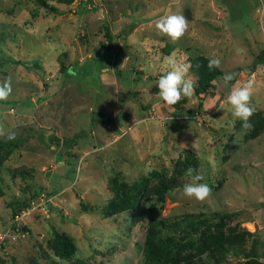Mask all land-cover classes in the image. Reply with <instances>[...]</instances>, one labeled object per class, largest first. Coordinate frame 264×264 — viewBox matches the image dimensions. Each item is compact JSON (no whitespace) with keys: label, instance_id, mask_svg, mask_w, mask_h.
<instances>
[{"label":"rangeland","instance_id":"rangeland-1","mask_svg":"<svg viewBox=\"0 0 264 264\" xmlns=\"http://www.w3.org/2000/svg\"><path fill=\"white\" fill-rule=\"evenodd\" d=\"M46 1L0 0V264L264 261V0ZM200 54L224 72L202 107Z\"/></svg>","mask_w":264,"mask_h":264},{"label":"trees","instance_id":"trees-1","mask_svg":"<svg viewBox=\"0 0 264 264\" xmlns=\"http://www.w3.org/2000/svg\"><path fill=\"white\" fill-rule=\"evenodd\" d=\"M40 4H43L45 7L50 8L53 12H56L58 10L57 7H54L50 5L46 0H38ZM67 3H71L73 0H64ZM107 37L109 38V41L105 44H102V48L105 47L109 48L108 44L112 39V35L107 32ZM173 46L170 45L167 51L168 53L171 52ZM259 63H264V55H259L258 57ZM191 70L192 72L198 77V84L195 87V93L199 97V106L202 107L204 105V101L208 96H214L216 95V84L215 79L218 76L224 75V72L222 69L209 57L205 55H196L191 57ZM2 142V141H1ZM0 143V147H1ZM151 176L160 177L161 174L158 171H153L151 173ZM151 177H147L146 179H141L139 182L133 185L132 193L125 198H117L112 199L105 207L104 211L106 215H111L114 213H117L119 211H122L123 209H127L128 207L136 209L140 205V197L139 192H141L143 189L146 188L148 181ZM164 188L160 189L158 192V201H164L166 193L171 188L167 183H164ZM174 218L167 217V218H161L156 219V226H158V229H155L151 232L150 237L151 240H148V247L150 255L147 257V260L150 261L159 260L162 261V255L160 252L154 251L155 245L153 244L154 241H157L156 238H159L160 240H164V236L161 235V232L166 227H171L172 220ZM173 224V223H172ZM177 224V223H176ZM159 241V240H158ZM53 248L57 255L63 257V258H72L75 256L77 251V245L75 243L74 238L67 234V233H58L54 237L53 241ZM149 264V263H146ZM219 264V263H217ZM245 264H264V261H262L258 256L254 253L252 250L251 252L246 253L245 256Z\"/></svg>","mask_w":264,"mask_h":264},{"label":"built area","instance_id":"built-area-1","mask_svg":"<svg viewBox=\"0 0 264 264\" xmlns=\"http://www.w3.org/2000/svg\"><path fill=\"white\" fill-rule=\"evenodd\" d=\"M5 240H6V234L3 233V231H0V249L2 245L5 243Z\"/></svg>","mask_w":264,"mask_h":264},{"label":"water","instance_id":"water-1","mask_svg":"<svg viewBox=\"0 0 264 264\" xmlns=\"http://www.w3.org/2000/svg\"><path fill=\"white\" fill-rule=\"evenodd\" d=\"M187 17L191 18V11L189 9L186 10Z\"/></svg>","mask_w":264,"mask_h":264}]
</instances>
